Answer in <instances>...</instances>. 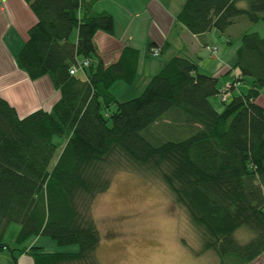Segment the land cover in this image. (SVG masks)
Here are the masks:
<instances>
[{"label":"trees","instance_id":"16d2710c","mask_svg":"<svg viewBox=\"0 0 264 264\" xmlns=\"http://www.w3.org/2000/svg\"><path fill=\"white\" fill-rule=\"evenodd\" d=\"M95 1L25 0L34 21L10 65L30 79L46 77L57 96L21 112L0 92V249L16 222V241L46 234L78 243L76 250L20 247L33 264H100L91 204L126 169L165 184L217 264H250L264 252V33L247 27L264 20V0H183L175 22L210 55L218 46L208 31L230 43L231 27H245L231 62L208 71L199 54L152 37L148 54L173 53L124 99L111 86L133 84L142 53L124 43L104 60L94 36L113 34L115 21Z\"/></svg>","mask_w":264,"mask_h":264},{"label":"rangeland","instance_id":"374dc122","mask_svg":"<svg viewBox=\"0 0 264 264\" xmlns=\"http://www.w3.org/2000/svg\"><path fill=\"white\" fill-rule=\"evenodd\" d=\"M116 17L118 18V15ZM120 26L122 25H116L115 35L117 36L122 33ZM231 28H234L232 32L234 40L230 43L226 41L225 33L220 34L216 29L207 32L208 41L218 46V52L217 56L210 55L206 49L202 48L199 51L201 60L213 61L222 53L227 58L233 55L239 43L236 32L245 27L236 25ZM247 28L256 29L263 34L264 20L260 19ZM99 44L101 46L103 43L99 41ZM101 50L104 52V60L108 61L110 49L102 48ZM171 51L172 49H169L157 55L146 54V57L157 62ZM92 58L96 60V55ZM6 62L2 61L0 64L1 68L4 67L0 73V91L16 104L21 112L41 104L42 96L47 100L48 85L44 79H39L34 83L36 86H31V80L27 81L24 71ZM223 77L225 76H220V80H223ZM141 82V76L129 86L122 80H117L111 88L119 99H124L138 94L140 91L137 87ZM40 89L45 91L43 95ZM212 100L219 106L218 96L212 97ZM259 100L264 105V86ZM91 212L100 233V241L96 248L100 264H217V255L212 249H200L201 243L195 225L183 207L175 201L165 184L155 176L145 177L131 170H118L110 186L94 197ZM13 225L18 224L11 222L4 235V241L8 245L0 249V264H17L14 257L18 256L19 248L25 246L29 239L27 236L21 241H16L14 236L17 231L13 232ZM40 235L46 239L42 249H78V243L58 244L50 236ZM239 235L240 238L245 239L249 233L242 228ZM250 264H264V252Z\"/></svg>","mask_w":264,"mask_h":264},{"label":"crops","instance_id":"0c3cea01","mask_svg":"<svg viewBox=\"0 0 264 264\" xmlns=\"http://www.w3.org/2000/svg\"><path fill=\"white\" fill-rule=\"evenodd\" d=\"M182 2L183 0L95 1V8L98 10L105 9L110 11L115 21L113 34L102 30L95 33V42L99 53H101V55L103 54L102 57L104 58V52L101 49L109 48L110 56L108 61L114 60L118 55L120 47L124 43L134 44L141 50L142 58L138 76L142 77V82L137 89H140L146 78L154 73V71L161 66L163 60L173 53L171 51L165 58L157 62L151 61L149 57H146V54H148L147 47L152 37L156 38L158 41L166 38L171 45L186 50L191 57L197 56L199 51L203 48L200 37L192 34L183 24H177L175 22V14L179 10ZM116 15H118V18ZM33 21L34 15L25 0H0V64L2 61L5 63L8 61L9 64L14 62V57L26 37L27 28ZM118 24L122 25L120 26L122 33L117 36L115 35V30ZM118 37H120V39H118ZM99 41L103 43L101 46ZM231 57L232 55L227 58L224 56V53H222L219 54V57H215L213 61L208 60V62H205V60H200V66L205 70L216 72L222 68L221 63L223 61L231 62ZM3 68L2 66L1 69ZM39 79H44L48 85H46V93L49 97L47 98L46 104H49L57 96V91L51 86L48 79L46 77L30 79L27 76V81L30 82L31 80L32 84L29 83L31 86L35 85L34 83L36 81L38 82ZM127 86H129V84ZM48 87H50V89ZM40 91L42 95L43 92H45L41 89ZM45 99H43L42 96L41 102L45 103ZM17 227L18 225L13 227V232L17 231ZM28 238L25 246L31 244L42 246L46 241L41 235H31ZM16 261L17 264H33L31 255L26 252L19 251Z\"/></svg>","mask_w":264,"mask_h":264},{"label":"built area","instance_id":"2783aa9c","mask_svg":"<svg viewBox=\"0 0 264 264\" xmlns=\"http://www.w3.org/2000/svg\"><path fill=\"white\" fill-rule=\"evenodd\" d=\"M213 50H215V47H212Z\"/></svg>","mask_w":264,"mask_h":264}]
</instances>
